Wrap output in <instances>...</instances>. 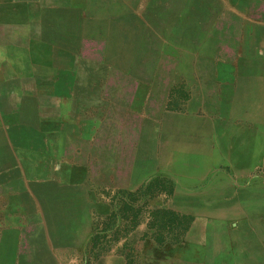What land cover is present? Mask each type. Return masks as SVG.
I'll use <instances>...</instances> for the list:
<instances>
[{"label": "rangeland", "instance_id": "rangeland-1", "mask_svg": "<svg viewBox=\"0 0 264 264\" xmlns=\"http://www.w3.org/2000/svg\"><path fill=\"white\" fill-rule=\"evenodd\" d=\"M247 7V0L80 3L79 33L62 34L74 49L64 48L68 55L45 70L57 75L53 85L75 91L79 138L93 123L96 143L109 136L125 144L126 166L120 183L113 167L110 178L96 179L94 200L79 191L61 215L45 210L46 264H264V147L249 176L225 156H208L195 185L178 181L167 160V112H187V77H199L216 39L220 52L229 48L220 29L238 25ZM131 77L141 80V98L118 92L135 84ZM152 83L161 96L156 113L146 106ZM140 101L142 120H128Z\"/></svg>", "mask_w": 264, "mask_h": 264}, {"label": "crops", "instance_id": "crops-1", "mask_svg": "<svg viewBox=\"0 0 264 264\" xmlns=\"http://www.w3.org/2000/svg\"><path fill=\"white\" fill-rule=\"evenodd\" d=\"M82 1L0 0V264H46L45 227L51 223L45 210L61 215L64 202L72 204L79 191L83 201L94 200L96 179L110 178L112 167L123 181L125 144L109 136L96 143L93 123L79 138L76 93L53 85L57 75L45 70L47 61L68 55L64 48L74 49L63 45L62 34L79 33ZM247 1L238 25L220 29L229 48L220 52L216 39L214 57L199 61V77L186 76L187 112L166 114L168 166L183 183L200 184L195 180L204 177L208 156L237 163L242 176L264 159V153L256 155L264 147V0ZM252 2L260 6L251 8ZM130 81L135 84L118 92L141 98V80ZM153 86L146 106L156 113L161 96ZM122 104L130 108L131 102ZM138 106L140 114H126L128 120H142L143 102Z\"/></svg>", "mask_w": 264, "mask_h": 264}]
</instances>
